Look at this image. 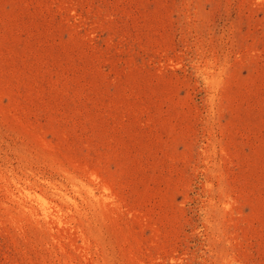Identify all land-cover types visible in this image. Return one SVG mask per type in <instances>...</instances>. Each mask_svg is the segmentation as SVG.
I'll return each mask as SVG.
<instances>
[{
    "label": "rangeland",
    "instance_id": "1",
    "mask_svg": "<svg viewBox=\"0 0 264 264\" xmlns=\"http://www.w3.org/2000/svg\"><path fill=\"white\" fill-rule=\"evenodd\" d=\"M0 264H264V0H0Z\"/></svg>",
    "mask_w": 264,
    "mask_h": 264
},
{
    "label": "bare ground",
    "instance_id": "2",
    "mask_svg": "<svg viewBox=\"0 0 264 264\" xmlns=\"http://www.w3.org/2000/svg\"><path fill=\"white\" fill-rule=\"evenodd\" d=\"M21 194L25 198H29V199L35 200L33 202H36L40 206V208L42 209L43 215L47 214L46 213L48 211L47 203H46V200L43 198L42 195H40L38 193H35V192H31L30 190H27V189H24V188H22ZM44 218H45V216H44ZM57 220H59V219H57Z\"/></svg>",
    "mask_w": 264,
    "mask_h": 264
}]
</instances>
